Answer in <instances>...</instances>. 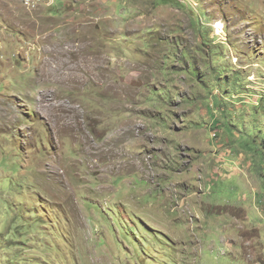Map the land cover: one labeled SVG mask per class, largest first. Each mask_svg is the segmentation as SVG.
Wrapping results in <instances>:
<instances>
[{
  "label": "rangeland",
  "instance_id": "rangeland-1",
  "mask_svg": "<svg viewBox=\"0 0 264 264\" xmlns=\"http://www.w3.org/2000/svg\"><path fill=\"white\" fill-rule=\"evenodd\" d=\"M0 264H264V0H0Z\"/></svg>",
  "mask_w": 264,
  "mask_h": 264
},
{
  "label": "bare ground",
  "instance_id": "bare-ground-1",
  "mask_svg": "<svg viewBox=\"0 0 264 264\" xmlns=\"http://www.w3.org/2000/svg\"><path fill=\"white\" fill-rule=\"evenodd\" d=\"M216 27L219 28V29H223V28H224V25H223L222 23L219 22V23L216 25ZM43 96H44V95H43ZM43 99H44V97H43ZM45 100H46V99H45ZM45 100H44V101H45ZM50 102H51V100H50ZM51 109H52V108H51ZM65 109H66V107H65ZM59 111H60V110H59ZM66 113H67V112H66Z\"/></svg>",
  "mask_w": 264,
  "mask_h": 264
},
{
  "label": "built area",
  "instance_id": "built-area-1",
  "mask_svg": "<svg viewBox=\"0 0 264 264\" xmlns=\"http://www.w3.org/2000/svg\"><path fill=\"white\" fill-rule=\"evenodd\" d=\"M23 2H25V3H30V0H23Z\"/></svg>",
  "mask_w": 264,
  "mask_h": 264
}]
</instances>
